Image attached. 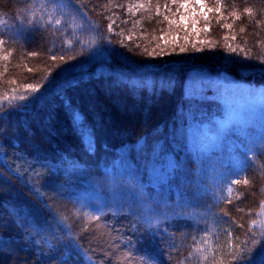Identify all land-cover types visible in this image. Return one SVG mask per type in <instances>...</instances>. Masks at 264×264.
<instances>
[{"label": "trees", "instance_id": "1", "mask_svg": "<svg viewBox=\"0 0 264 264\" xmlns=\"http://www.w3.org/2000/svg\"><path fill=\"white\" fill-rule=\"evenodd\" d=\"M204 7L191 26L171 0H0L2 264H229L264 246V0ZM158 146L176 167L155 187Z\"/></svg>", "mask_w": 264, "mask_h": 264}, {"label": "rangeland", "instance_id": "2", "mask_svg": "<svg viewBox=\"0 0 264 264\" xmlns=\"http://www.w3.org/2000/svg\"><path fill=\"white\" fill-rule=\"evenodd\" d=\"M189 5H190L188 7L189 16H188L187 21L192 22L191 26H195V24H193V19L197 21V18L201 17L205 13V7L204 6L201 7L200 5L195 4L194 0H189ZM81 28L87 31V33H90L89 39L92 40L94 35H93V28L91 31L90 24L82 23ZM98 103H99V109L104 111L106 108L102 105L99 99H98ZM126 107L132 110L133 107H137V106L136 104H130ZM164 108H166V106ZM138 113L139 114H136L135 112L131 116L128 117L129 118L128 122L130 125H133L135 122L139 121L138 116L139 117L141 116L142 117L141 119H143L144 111L142 109H139ZM104 114H106V111H104ZM2 133H4V128L0 127V134ZM3 156H4V153L0 149V157L3 158ZM175 167H176V161L173 157V154H171V152L169 151L162 152L160 150V146H158L156 150H154L151 156L150 163H149V168H148L149 178H150L149 183L155 187H158L162 182L167 181L173 175L175 171ZM235 169H236V172L242 173V166L239 162L235 163ZM92 239H93V242L98 244V246H100V248L102 249V250L100 249L99 250L102 253H104L105 256L108 258H118L121 256L123 257V256L128 255V252L126 250L119 247L118 241L116 240V238H114V236L108 232H103V231L97 232L96 231L93 234ZM123 250L125 251V254ZM83 254H84L86 264H96L91 258H89V256H87L85 253ZM2 261L3 259L0 260V264H2ZM5 264H11V262L9 263V261H6ZM15 264H18V263L15 262Z\"/></svg>", "mask_w": 264, "mask_h": 264}, {"label": "snow or ice", "instance_id": "3", "mask_svg": "<svg viewBox=\"0 0 264 264\" xmlns=\"http://www.w3.org/2000/svg\"><path fill=\"white\" fill-rule=\"evenodd\" d=\"M194 2H195V4L200 5L201 7L204 6V0H194ZM171 3L172 4H178L177 11H179V9H187L190 6L189 5V0H171ZM144 7H145L144 4L131 5V6H129V11H132V8L140 9V8H144ZM159 7L160 6L157 4V6H156L157 15H159ZM167 7H168V5L166 4L165 8H167ZM219 10H220L219 7H217L216 11H219ZM208 11H212V9L210 8V9H208ZM244 12L248 13L249 15H251L252 9L251 8H245ZM233 14H235V13L233 12ZM164 19L168 20V17L165 16ZM205 19H207L206 16H205ZM237 19H239V17H237ZM180 20L181 21L185 20L184 15L180 16ZM168 22H169V24L175 23L174 20H168ZM49 23H51V21H49ZM55 23L57 25H59L61 23V21L60 20H56ZM195 23H196V21H195V19H193V24H195ZM228 27H231V25H228ZM109 30L110 31L112 30L111 24L109 25ZM243 31H244V29L242 28L241 32H243ZM4 43H5V41L0 40V45H3ZM185 50H186L185 48H181L180 49L181 52H183ZM196 50L200 51L201 49H196ZM231 51L236 52L237 49L236 48H232ZM30 55H36V53H30ZM52 58L55 59L56 57L53 56ZM5 59H7V57H5ZM60 59L62 60L63 57H60ZM25 87H27L29 89H32V91H36V88L33 85H26ZM19 99L20 100H25V99H27V97L24 96V95H21V96H19ZM73 120H74V122L76 120V115L75 114H73ZM260 139H261V141H264V135H261ZM245 150L247 152H252V148L251 147H245ZM233 183H237L238 184V183H241V181L235 180V181H233ZM243 183L247 185L249 183V181L247 179H245L243 181ZM229 191H231V189H229ZM261 206L264 207V202H262ZM253 223H255V221H253ZM261 236L264 237V231L261 232ZM257 244H261V241H258L255 238H253V240H252L253 248L256 247ZM247 245H248V241H245L243 243V246H240V245L236 246L235 251H233L232 253L229 254L231 256V260L229 261V264H235V262H238V261H241V260H245V259H248V258H251L253 260L254 264H264V246H261L257 250L255 256L252 257L251 256L252 248H249ZM197 251H199V249H197ZM64 259L67 260V256H65ZM220 264H223V261H221Z\"/></svg>", "mask_w": 264, "mask_h": 264}]
</instances>
